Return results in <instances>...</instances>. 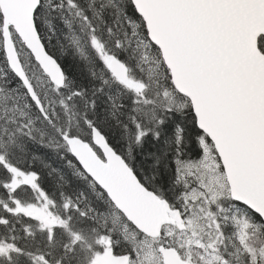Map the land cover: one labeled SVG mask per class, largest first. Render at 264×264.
<instances>
[{
  "label": "snow or ice",
  "instance_id": "obj_1",
  "mask_svg": "<svg viewBox=\"0 0 264 264\" xmlns=\"http://www.w3.org/2000/svg\"><path fill=\"white\" fill-rule=\"evenodd\" d=\"M0 264H264V0H0Z\"/></svg>",
  "mask_w": 264,
  "mask_h": 264
}]
</instances>
